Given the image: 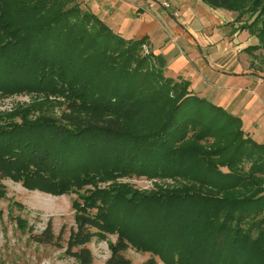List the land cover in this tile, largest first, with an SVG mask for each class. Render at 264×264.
<instances>
[{"label":"trees","instance_id":"obj_1","mask_svg":"<svg viewBox=\"0 0 264 264\" xmlns=\"http://www.w3.org/2000/svg\"><path fill=\"white\" fill-rule=\"evenodd\" d=\"M201 2L236 11L264 51V0ZM145 45L77 0H0V93L43 97L0 114V180L76 194L64 245L49 220L29 238L78 264H92V238L106 241L103 264H136L127 248L149 255L138 264H264V144ZM120 176L178 184L146 191Z\"/></svg>","mask_w":264,"mask_h":264},{"label":"crops","instance_id":"obj_2","mask_svg":"<svg viewBox=\"0 0 264 264\" xmlns=\"http://www.w3.org/2000/svg\"><path fill=\"white\" fill-rule=\"evenodd\" d=\"M77 1L81 8L94 13L110 29L123 37H148L154 54L158 57L162 55L165 58V61L160 59L162 65L156 59L161 68L165 69V75L175 79L178 77L187 79L188 89L193 94L203 97L222 107L226 112L239 117L244 133L256 142L264 144V68H258L259 64H257L261 58L257 52L261 50H255L257 56L243 53L247 56L242 57L240 55L242 52L237 53L234 58L237 67H234L235 70H229L226 66H211L212 63L208 62L206 57L201 54L202 49L212 46L209 39L214 30L219 34L226 35L228 41L233 38L234 32L236 33L233 28L236 25L229 26L227 23L230 21L229 17H217L215 13H209L208 9H203L199 0L198 2L172 0L173 10L175 7L180 8L187 5L200 14L197 17L199 22L193 20L195 17H191L188 19V26H185V29L177 21L178 18L173 17L171 20L163 17L165 9L162 11L157 5H148L154 0ZM167 11L170 14L171 10ZM184 13L187 14L186 17L189 15L187 10ZM193 22L195 24L191 26ZM146 47L151 50L148 42H146ZM195 47L198 48L201 55V58L195 59L196 65L192 56L190 58L187 56L191 52L196 53ZM224 49L222 47L221 51ZM171 52L172 56L165 57ZM209 71L211 74L208 76L207 72ZM248 77L251 79L246 81ZM208 80L213 83L210 84ZM231 96L233 98L228 99ZM227 100L234 103L230 105L233 110L224 106V102Z\"/></svg>","mask_w":264,"mask_h":264},{"label":"rangeland","instance_id":"obj_3","mask_svg":"<svg viewBox=\"0 0 264 264\" xmlns=\"http://www.w3.org/2000/svg\"><path fill=\"white\" fill-rule=\"evenodd\" d=\"M199 1L203 9H208L209 13H215L217 17H229L230 21L227 22L229 26H232L233 24L238 26L239 23L234 21L235 16H237L236 11H227L221 8L212 9L201 2V0ZM193 2H198V0H193ZM148 5H157L162 11L165 9L166 12H164L163 17H167L171 20H173V17L178 18L177 21L180 22L185 29V26H188V19L191 17H195L193 20L199 22L197 17L200 14L196 10L190 9L187 5L180 8L175 7L174 10L172 9V0H154ZM168 9L171 10L170 14L167 11ZM186 10L189 13L187 17V14L184 13ZM246 17L247 15L243 14L240 21L248 20ZM194 24L195 22H193L191 26ZM236 26L233 28L236 33L234 32L233 38L230 41L227 40L228 38L226 35L219 34L215 30L213 31L212 37L209 39L212 46H210V48L202 49L201 52L208 62L212 63L211 66H226L229 70H235L234 67L236 66L234 58L237 53L242 52L240 55L246 57L249 54H255V50H261L248 47L257 43V37L249 33L247 34L246 30H240V33H238L239 30L236 29ZM146 42H148V46L151 48L148 37L146 38ZM222 47L225 48L224 51H221ZM146 50L151 53L153 52L152 54L158 60L160 65H162L160 59L165 61V58L162 55L161 57H158L154 54L152 48L151 51L147 49L145 45L143 46V51L146 52ZM195 51L196 53L191 52L187 56H189V58L192 56V60H194V64L196 65L195 59L201 58V55L198 48L195 47ZM261 51L257 52L259 57H261L260 61L257 63L259 64L258 68H264V52ZM243 53H246L247 55ZM172 54V52L166 54L165 57L168 58L169 56H172ZM257 54L255 55L257 56ZM158 63L157 65L161 68ZM162 71L165 73V69H162ZM210 74L211 71L207 72L208 76ZM178 78L187 81V79L182 77ZM249 79L251 78L248 77L246 81H249ZM208 82L210 84L213 83L211 80H208ZM202 91L204 92V89H202ZM42 98L41 94L32 92L22 91L8 94L0 93V114L4 112H13L17 107L26 108L31 102H38ZM232 98L233 96L228 97V99ZM232 104L234 103L230 100L224 102V106H228L229 110H233L232 107H230ZM53 108L54 110H52V112L56 113L58 111L57 107L54 106ZM34 113H36V111ZM13 119L18 120L17 117H14ZM113 181L128 184L133 188L146 191H156L159 188L176 187L178 184V182H174L170 179L150 180L143 177L133 176H120L116 177ZM110 182L111 181L99 182L97 183V186L103 187ZM0 188L3 190V196H0V264H78L72 257L63 254L64 247L59 248L50 244L36 243L29 238L31 234L40 232L49 220L54 235H57L59 231L62 230L61 240L62 245H64L69 230L74 228L73 211L70 207V203L71 200L76 197V194L67 193L53 196L36 190H27L23 188L19 182H13L9 179H1ZM16 217L23 220V227L16 222ZM106 239L113 241L115 236L107 235ZM86 247L92 254V264H103L109 253L106 241L92 238L86 243ZM124 255L136 264L142 262L149 256L147 253L135 252L130 248H127L124 251ZM157 264L163 263L157 261Z\"/></svg>","mask_w":264,"mask_h":264}]
</instances>
